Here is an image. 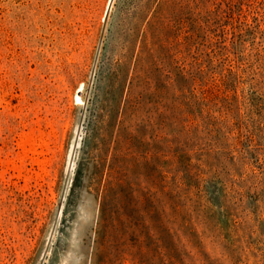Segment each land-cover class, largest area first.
<instances>
[{"label":"rangeland","instance_id":"obj_1","mask_svg":"<svg viewBox=\"0 0 264 264\" xmlns=\"http://www.w3.org/2000/svg\"><path fill=\"white\" fill-rule=\"evenodd\" d=\"M108 5L0 0V264H264V0Z\"/></svg>","mask_w":264,"mask_h":264},{"label":"bare ground","instance_id":"obj_2","mask_svg":"<svg viewBox=\"0 0 264 264\" xmlns=\"http://www.w3.org/2000/svg\"><path fill=\"white\" fill-rule=\"evenodd\" d=\"M111 3H112V0H109V5H108V7H107V11H106V15H107V13H108V11H109V9H110V5H111ZM77 99H80L79 97H77ZM22 143V147H24V149L25 150H28L27 149V145H29L30 147H29V149H32L31 148V140H30V138H27V139H25V140H23V142H21ZM35 143V142H34ZM33 145V144H32ZM33 147V146H32Z\"/></svg>","mask_w":264,"mask_h":264}]
</instances>
